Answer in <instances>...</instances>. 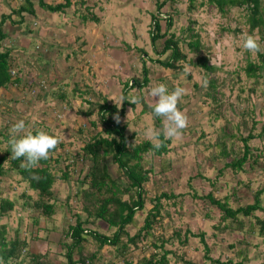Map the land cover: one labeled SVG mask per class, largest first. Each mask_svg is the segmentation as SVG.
Here are the masks:
<instances>
[{"label": "rangeland", "instance_id": "rangeland-1", "mask_svg": "<svg viewBox=\"0 0 264 264\" xmlns=\"http://www.w3.org/2000/svg\"><path fill=\"white\" fill-rule=\"evenodd\" d=\"M43 2L52 5L63 3V0ZM154 2L155 0H68L59 9L49 11L40 7L38 0H32V14L24 12L23 20L14 26L9 25L7 19L2 28L6 35L2 40V48L9 50L10 59L13 60L12 72L19 70L20 82L17 86L0 87V155L5 144L2 133L10 129L8 124L23 119L28 130H43L60 139L62 144L54 150L52 157L59 153L71 156L82 145L79 136H83L85 140L88 135L101 128L95 112L87 116L77 113L78 109H87V104L81 102L82 99L72 88L91 86L96 93L101 91L100 93L105 94L108 103L119 107L122 86L127 81L139 80L140 66L144 64L149 70L150 82L127 89L128 104L123 115L119 116V122L126 123L125 134L131 136L130 140L138 142L147 138L144 135L147 129H154L152 111L145 109L142 112V108L150 107L148 90L160 83L166 84L169 91L177 86L186 90L178 107L189 119L182 138L167 142L166 154L162 157L143 154L142 159L148 164L147 169L152 167V171H155L147 173L145 187L148 195L156 189L157 192L172 191L174 194L160 199L161 226H154L152 233L155 236H168L172 230H177L188 235V244L184 247L178 245L174 237L163 244V248L175 253L164 254L167 264H182L176 257L179 254L199 264H215L203 259L202 242L197 235H191L201 230L206 236L211 235V225L215 224L218 216L215 205L198 196L210 191L213 196L221 197L248 180V201V194L264 184L262 159H258L255 167L245 170L246 172H234L229 168H222L221 173L217 172V168L225 160L241 154L242 138L248 131H251L253 137L248 138L246 144L253 155L264 148V132L261 134L259 129L264 124L263 79L254 81L253 77H248L244 72L245 59L257 61V54L252 55L242 49L241 37L253 34L259 37L261 47L264 42L261 41L257 28L248 30L244 14L237 7L226 9L223 14L206 0H195L194 8L189 10L186 8L187 0H164L159 10ZM20 3L22 0H0V15L10 13ZM166 15L170 16L171 25L165 37L171 32L174 37L181 36L190 40L192 34L199 40L200 47L195 50L189 49L186 41L178 43L179 50L185 55L175 62L181 67L180 70L165 68L153 61L154 58L167 59L169 50L158 56L154 53L150 42L151 18L158 17L160 31H164ZM11 16L15 18L14 14ZM187 26L190 27L189 30L186 29ZM222 27H227L228 30H222ZM235 28L239 31L234 32ZM163 38H158L156 42L160 44ZM203 54L208 55V63L214 67L213 70L202 71L199 65L190 63ZM210 80L214 81V88L210 87ZM55 85L62 89L63 99L52 97L48 93ZM249 87H252L250 92ZM211 95L214 99H211ZM133 96L140 97V102L130 103ZM251 120L256 122L252 130ZM4 123L8 127L5 128ZM79 126L83 129L80 134L75 131ZM221 143L229 154L228 158L219 154L222 150ZM103 162L108 174L118 175L116 164L110 156H106ZM161 162V167L165 168L168 162L170 164L169 170H165L164 174L156 171ZM50 164L52 173L56 176L51 185L56 197L54 214L45 218L24 201L26 198L20 197L21 193H25L34 198L36 193L29 189L26 181L20 180L19 175L12 172L10 176L5 174L0 177V195L11 199L14 204L11 210L0 217V223H4L6 227L7 239L12 238L17 231L19 237L26 239L32 252L45 250L50 264H65V249L58 240L69 242V238L63 235V230L70 212L84 216L79 211L78 200L72 190L77 184L75 178L89 165V161L75 163L73 172L67 168L68 181L58 177L60 170L56 163ZM3 165L6 167L8 161L5 160ZM63 165L59 163L61 169ZM244 166H247V162ZM198 173L201 174L200 177ZM237 180H240L239 186L236 185ZM118 181H125V178L121 176ZM193 193L194 196L191 195ZM66 197L69 199L65 200ZM59 199L64 202L60 204ZM260 200L264 203V192L261 193ZM151 204L152 201L145 197L142 208L134 213L135 221L125 226L128 236L142 224ZM228 206H235L233 197ZM203 212L208 216H203ZM32 216L37 217V224L33 223ZM83 228L92 229L107 237L113 232V228H108L100 219H96L94 224L87 223ZM35 230L38 237L31 238ZM232 233L233 236H230L235 246L248 247L250 260L247 264H264V237L257 234L246 235L237 230ZM82 234L83 253L96 254L94 264H126L125 259H130L133 263L153 250L141 243L136 248L128 244L124 254H120V244L113 246L103 243L99 246V241L88 231H82ZM222 234L226 235V232ZM125 238L126 235L123 234L120 241ZM220 241L222 243L212 247L211 255L214 258L221 257L219 247L224 255L229 254L222 247L224 241ZM247 242L255 245L249 246ZM156 250L159 254L163 253L161 248ZM254 251L259 252L256 253L258 256L253 254ZM72 256L76 259V254Z\"/></svg>", "mask_w": 264, "mask_h": 264}, {"label": "trees", "instance_id": "trees-1", "mask_svg": "<svg viewBox=\"0 0 264 264\" xmlns=\"http://www.w3.org/2000/svg\"><path fill=\"white\" fill-rule=\"evenodd\" d=\"M38 1L40 7L49 11L57 10L60 8L61 4H66L68 2V0H63V3L59 2L50 5L44 3L43 0ZM163 1L164 0L157 2L155 0L154 3L157 10H159V8L163 5ZM169 1L173 2L175 0ZM194 1L195 0H187V10L194 8ZM206 1L208 4L212 3L217 11L223 14L226 9L231 7L241 9L245 17V22L248 26V30L251 31L252 29L257 28L260 33V39L264 42V0ZM33 11L34 8L32 0H22V3H20L17 7L12 8L10 13H2L0 15V87H5L7 85L17 86L20 82L18 74L19 70L15 69V71L12 72L11 68L13 60L10 59L9 50L2 48V40L5 35L2 29L4 22L8 19L6 22L9 25L14 26L23 20L24 16L22 14H24V12L32 14ZM11 14H14L15 18L12 17ZM151 20L152 28L150 27V42L154 53L158 56L162 52L164 53L166 50H169L167 59L159 60L158 58H154L153 61L165 68L168 67L180 70L181 67L175 64V62L183 59L185 55L179 50L178 43L180 41H186V46H188L189 49H199L200 46L198 37L191 34V39L189 38L190 40H186L187 38H182L181 36L174 37L171 32H169L168 36L165 37L171 25L170 16L168 15L164 20V31H160L157 22L158 17H152ZM186 29L189 30L190 27L187 26ZM221 29L228 30L227 27H222ZM233 31L238 32L239 29L235 28ZM162 37H164L162 42L158 44L156 40ZM262 49H264V45ZM207 56V54H203L198 57L195 62H189L199 65L202 71L213 70L214 67L208 63ZM245 61L244 72L246 75L248 77H253L254 81H257L259 78L263 79L264 85V51L257 53V61H251L248 59H245ZM140 72L141 76L138 78L139 80L133 79L130 80V82L127 81L126 84L122 86L121 98L123 97L124 99L123 102L121 101V105L119 107L108 103L106 101L105 94L100 93L101 91L99 90H97L99 93H96V90H94L91 86H85V88L82 89H78L76 87L72 88V90L80 96V99H82L81 102L87 104V109H78L77 113L87 116L92 114V112H95L97 119L101 124V128L88 135L85 140L83 139V136H79L78 138L82 141V145L79 149L73 151L71 156L59 153L56 154L55 157L50 156L47 160H41L38 167L31 169L21 167V163L24 158L13 159L10 146L7 143L9 140V130L2 133L4 134L3 139L5 140V144L2 154L0 155V177L5 174L10 176L13 172L19 175L21 178L20 180L26 181L29 189L36 193V197L31 198L25 193H21L20 197L26 198L24 201L28 205L30 204V206L35 209L37 213L41 214V216L45 218H50L54 214L56 207V197L51 190V185L56 176L52 173V166L50 163H56L58 169L60 170L58 177L68 181L69 173L67 168L70 170L72 169L73 172L75 171V163L89 161V165L80 171L79 175L75 178V182H77V184L72 190L74 196L77 197L76 200H78L79 211H82L84 216L76 212H70L67 217V225L63 230V235L69 238V242L65 243L62 240L60 241V239L58 240L62 248L65 249V258L63 260L65 264H94L96 254L83 253L81 246V241L84 240L82 231H88L93 238L99 241V246L103 243L113 246L115 244H120V254H124V250L127 249L128 244H131L134 248H136L138 243H141V245H145L147 248H153L147 256L141 257L133 263H131L130 259H125L124 261L126 264H167V258H165L164 254L172 253L175 255V253L174 251L163 248V244L165 242H170L171 238L174 237V240H176L178 245L184 247L188 244V235H185L184 233L181 234L180 231L177 230H172L168 236H164L162 234L155 236L152 233L154 226H161L160 222L162 220V212L160 199L164 197H172L174 194L172 191H168V193L165 191L157 192L156 189L153 193L148 195L145 183L148 181L147 173L148 171H152V167H149L150 170H148L146 167L148 164L142 158L145 153L152 156L157 155L162 157L167 153V142H169V140L164 141L163 146L159 150L153 148V143L150 142L148 138H143L142 140L135 142L134 140H130L132 139L130 135L125 134L126 123L117 122L115 119V117L123 115L125 106L128 104L126 101V92H128L127 89L134 86H142L150 82L148 75L149 70L144 64H141ZM12 73H15V75ZM209 84L210 87L212 86L214 88L213 80H210ZM56 86L57 85H55L54 88L49 89L48 93L51 94L52 97L63 99L64 93L62 89H58ZM211 91H213V89ZM248 91H252V87H249ZM211 99H214L213 95H211ZM145 109L152 111L151 107L143 106L142 112H144ZM7 111H9V109ZM251 121L252 125H250V130H252V127L256 123L253 120ZM5 123V128L8 127V125L11 127L14 124V122H11L8 125ZM162 124L163 121H161L160 117H154L153 126L155 130H161ZM34 126L36 125L34 124ZM259 129L260 133L263 134L264 124H262ZM82 130V127L79 126L75 131L80 134ZM29 131L35 134L38 132V129L33 128ZM251 137H253V135L251 134V131H248L245 137L242 138L243 149L241 154L237 157L233 156L228 161L225 160L223 164L217 168L218 173L222 172V168H229L230 171L234 172H246L245 170H251L255 167L254 165L257 163L258 159L264 160V148L259 150V152L257 151V153H254V155L249 150L246 140ZM161 140H163L162 136ZM61 144L62 143L58 146H61ZM221 145L222 150H220L219 154L222 157L228 158V152L223 149V143H221ZM106 156H110L116 164L118 175L113 176L108 174L106 165L103 162ZM249 159L251 161H249ZM5 160L8 161V165L6 167L3 165ZM60 162L64 164L62 169L61 166H59ZM246 162L247 166H244ZM161 165L162 162L156 171L158 173L162 172L160 174H164L165 170H169L168 168L170 164L168 162L166 168L161 167ZM80 173L82 174L80 175ZM197 175L199 177L201 176L200 173ZM121 176L125 178V181H118V178ZM239 181L240 180L236 181L237 186L240 185ZM249 191L250 185L247 180L244 181L240 187H234L232 191L222 195L221 197L213 196L210 191L198 196L199 198L207 199L210 203L214 204L218 212L217 221L215 224L211 225V235L206 236L202 230L191 234L193 236L197 235L199 240L202 242V256L204 260L215 264H247L250 260V257L248 256V247L235 246L234 241L231 239V236H233V230L241 231L246 235L257 234L259 237H264V203L260 200V195L264 192V184L257 187L251 192V194H248L250 199L247 201L246 194ZM69 195L70 192L67 196L69 197ZM191 195L194 196V193ZM145 197L152 201L151 207L146 210L142 224L137 227L131 236H128L125 232V226L135 221L134 213L136 210H140L142 208ZM232 197L235 206L229 207L228 202ZM243 197H245V199ZM68 199L66 197L65 200ZM29 201H31V203ZM63 202L64 200H60V204ZM13 206L14 204L11 199L0 195V217L5 215L7 211L11 210ZM202 215L206 217L208 216L206 212H203ZM96 219H100L102 222H105L108 228H113V232L110 237H107L97 231H93L92 229L83 228V226L87 223L94 224ZM70 220L73 221L70 222ZM32 221L34 224H37V217L32 216ZM36 230L32 233L33 235L31 234V238L38 237L37 233H35ZM222 232H226V235H223ZM123 234L126 235V238L125 240L120 241ZM220 240L224 241V245L222 247H224V250L229 254L225 253L224 255V253H222L223 251L219 247L218 252L221 254V257L217 256L214 258L211 255V250L214 245L222 243ZM145 241L147 244H145ZM238 243L240 244L239 240ZM27 244L26 239L24 237H19L17 231H15L12 238L7 239L6 227L4 223H0V259L4 261V264H50V260L47 257V251L43 250L32 252L28 248ZM246 244L249 246L255 245L248 244V242ZM157 248L163 249V253L159 254L156 250ZM256 253L259 252H253V254L258 256ZM73 254H76V259L73 258ZM176 257L182 264H199L198 262L191 260L190 258L183 257L180 254L176 255ZM258 264L263 263L260 262Z\"/></svg>", "mask_w": 264, "mask_h": 264}, {"label": "clouds", "instance_id": "clouds-1", "mask_svg": "<svg viewBox=\"0 0 264 264\" xmlns=\"http://www.w3.org/2000/svg\"><path fill=\"white\" fill-rule=\"evenodd\" d=\"M241 40L242 49L252 55L264 51L259 37L253 34H244ZM185 95L186 90L183 87L177 86L169 91L164 83L150 87L148 90L147 96L151 98L149 106L152 108L154 117L163 118L161 130L147 129L144 133L150 141H153L154 149L159 150L164 141L182 138L184 130L189 125V119L178 105ZM123 99L122 97V102ZM140 99V97L133 96L130 103H139ZM115 119L119 122L118 116ZM7 143L10 146L12 158H24L21 167L31 169L38 167L41 160L49 159L61 141L58 137L43 130L33 134L28 130L25 120L20 119L10 127ZM0 264H4L2 259H0Z\"/></svg>", "mask_w": 264, "mask_h": 264}]
</instances>
